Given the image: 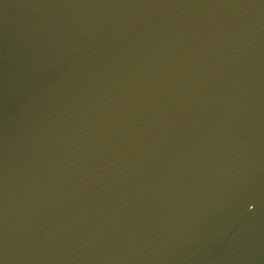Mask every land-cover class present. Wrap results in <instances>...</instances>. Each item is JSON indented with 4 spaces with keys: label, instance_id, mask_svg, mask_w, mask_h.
<instances>
[{
    "label": "water",
    "instance_id": "obj_1",
    "mask_svg": "<svg viewBox=\"0 0 264 264\" xmlns=\"http://www.w3.org/2000/svg\"><path fill=\"white\" fill-rule=\"evenodd\" d=\"M0 264H264V0H0Z\"/></svg>",
    "mask_w": 264,
    "mask_h": 264
}]
</instances>
